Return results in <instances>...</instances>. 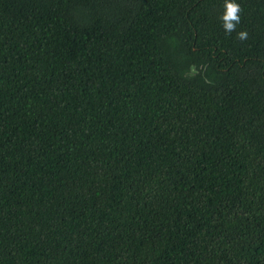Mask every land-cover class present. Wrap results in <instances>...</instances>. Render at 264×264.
<instances>
[{
	"label": "trees",
	"instance_id": "1",
	"mask_svg": "<svg viewBox=\"0 0 264 264\" xmlns=\"http://www.w3.org/2000/svg\"><path fill=\"white\" fill-rule=\"evenodd\" d=\"M0 0V264H264V0Z\"/></svg>",
	"mask_w": 264,
	"mask_h": 264
},
{
	"label": "clouds",
	"instance_id": "2",
	"mask_svg": "<svg viewBox=\"0 0 264 264\" xmlns=\"http://www.w3.org/2000/svg\"><path fill=\"white\" fill-rule=\"evenodd\" d=\"M224 11L220 17L222 27L227 35L236 33V38L240 41L248 39L247 30L237 31V25L241 22V13L243 11L241 5L236 0H224Z\"/></svg>",
	"mask_w": 264,
	"mask_h": 264
}]
</instances>
